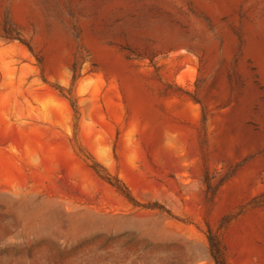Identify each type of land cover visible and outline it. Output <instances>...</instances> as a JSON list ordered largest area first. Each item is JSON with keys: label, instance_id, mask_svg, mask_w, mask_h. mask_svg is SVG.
I'll return each instance as SVG.
<instances>
[{"label": "rangeland", "instance_id": "374dc122", "mask_svg": "<svg viewBox=\"0 0 264 264\" xmlns=\"http://www.w3.org/2000/svg\"><path fill=\"white\" fill-rule=\"evenodd\" d=\"M210 239L264 264V0H0V264Z\"/></svg>", "mask_w": 264, "mask_h": 264}, {"label": "trees", "instance_id": "16d2710c", "mask_svg": "<svg viewBox=\"0 0 264 264\" xmlns=\"http://www.w3.org/2000/svg\"><path fill=\"white\" fill-rule=\"evenodd\" d=\"M7 40L14 39L10 34H7V36L4 37ZM211 243V255L215 262V264H227L225 256L223 252L221 251L220 247L217 244H214L212 239H210Z\"/></svg>", "mask_w": 264, "mask_h": 264}]
</instances>
